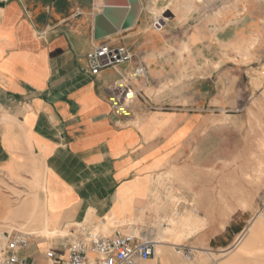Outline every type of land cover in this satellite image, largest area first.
<instances>
[{"label":"crops","instance_id":"1","mask_svg":"<svg viewBox=\"0 0 264 264\" xmlns=\"http://www.w3.org/2000/svg\"><path fill=\"white\" fill-rule=\"evenodd\" d=\"M138 1L141 9L131 28L96 41L94 18L102 13L101 0H0V247L6 235L30 234L20 252L27 264H46L45 252L57 250L77 226L101 234L96 228L110 224L109 234L152 238L156 230L149 224L164 215L154 198L160 179L198 162L196 142L206 148L205 138L194 137L209 126L204 106L212 97L207 101L197 94L194 113L186 109V94L137 98L129 117L112 111L108 99L115 83L144 66L142 51L132 47L142 38L149 41L146 15L152 6L167 5L166 0ZM206 1L205 17L219 18L215 45L230 42L222 35L236 34L240 25L264 49V0H239L235 8L231 0ZM193 14L184 18L195 19ZM171 29L181 34L182 28ZM103 44L124 47L133 60L92 76L87 54ZM207 155L206 149L199 154L202 168L208 167ZM235 195L222 190L219 205ZM248 208L253 211H237L224 225L205 224L195 232L188 242L194 249L191 264H264V201L260 208L253 199ZM206 209L196 211L207 215ZM170 220L172 237L201 228L200 217ZM161 244L158 260L139 264H173L161 254L170 244L163 238ZM174 260L182 264L181 258Z\"/></svg>","mask_w":264,"mask_h":264},{"label":"rangeland","instance_id":"2","mask_svg":"<svg viewBox=\"0 0 264 264\" xmlns=\"http://www.w3.org/2000/svg\"><path fill=\"white\" fill-rule=\"evenodd\" d=\"M184 1L176 5L166 0L167 5L163 7L152 6L145 17L144 35L149 41L145 43L142 38L132 47L142 51L140 57L148 85L141 87V83H134L141 87L145 100L173 99L186 94L189 98L186 109L194 113L196 104L192 100H196L197 94L207 101L214 98L210 99L209 107L204 106V113L210 118L209 126L194 137L195 141L206 139V148L199 147L198 142L193 146L198 162L162 177L154 195L157 210L164 215L149 224L156 230L151 239L156 243L163 238L170 244L161 254L169 256L173 264L175 258H181L182 264L193 262V256L190 261L185 260L178 248H190V237L205 224L224 225L237 211H253L248 208L253 199L259 200L260 208L264 201V49L257 47V41L251 39L254 34L242 32L240 25L235 28L236 34L222 35L221 38L230 42L215 45L218 27L214 29V24L219 18L205 17L210 2ZM231 4L235 8L240 1L231 0ZM192 13L195 19L184 18ZM233 19L239 21L241 16ZM157 22L162 25L159 31L153 26ZM176 26L182 28L181 34L171 29ZM148 44L153 47L152 51L147 48ZM170 107L175 108V105ZM204 149L209 160L207 168L199 163V154ZM222 190L228 197L230 193L236 194V198H228L219 205ZM234 206L239 208L235 210ZM200 207L207 208V215L196 211ZM197 217H200L201 228L193 229L189 235L172 237L170 219L194 222ZM110 226L96 230L109 236ZM182 231L189 232V229L182 228ZM198 259L202 263L207 261Z\"/></svg>","mask_w":264,"mask_h":264},{"label":"built area","instance_id":"3","mask_svg":"<svg viewBox=\"0 0 264 264\" xmlns=\"http://www.w3.org/2000/svg\"><path fill=\"white\" fill-rule=\"evenodd\" d=\"M161 29L160 24L154 23ZM87 66L92 76H97L104 69H117L128 64L133 55L124 47L112 48L107 44L100 45L88 52ZM132 82L141 83L147 87L146 70L137 65L130 78L123 76L115 83L110 100L113 113L119 117H129L131 105L138 99L145 100L141 87ZM30 234L16 232L6 235L4 244L0 247V264H27L20 252L27 249ZM59 248L49 249L44 254L46 264H139L154 258L155 243L151 238L133 234H97L95 230L77 226ZM185 260L190 261L194 249L180 247Z\"/></svg>","mask_w":264,"mask_h":264},{"label":"water","instance_id":"4","mask_svg":"<svg viewBox=\"0 0 264 264\" xmlns=\"http://www.w3.org/2000/svg\"><path fill=\"white\" fill-rule=\"evenodd\" d=\"M102 13L94 20L93 36L96 41L113 35L120 30H126L134 25L141 4L138 0H101ZM126 16V21L124 18Z\"/></svg>","mask_w":264,"mask_h":264},{"label":"bare ground","instance_id":"5","mask_svg":"<svg viewBox=\"0 0 264 264\" xmlns=\"http://www.w3.org/2000/svg\"><path fill=\"white\" fill-rule=\"evenodd\" d=\"M160 26L162 27L161 24H160ZM157 30L159 31L160 29L158 28ZM161 248H162L161 241L157 240L156 243H155V255H158V253L161 251Z\"/></svg>","mask_w":264,"mask_h":264}]
</instances>
